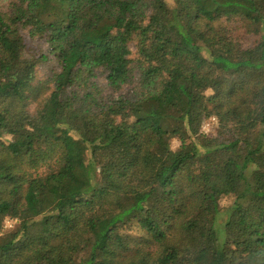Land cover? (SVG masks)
Returning <instances> with one entry per match:
<instances>
[{"label": "trees", "instance_id": "16d2710c", "mask_svg": "<svg viewBox=\"0 0 264 264\" xmlns=\"http://www.w3.org/2000/svg\"><path fill=\"white\" fill-rule=\"evenodd\" d=\"M162 1L0 0V227L20 221L0 264H264V0H174L165 20ZM20 26L51 80L33 85ZM132 40L137 89L64 94L97 68L120 89ZM210 116L230 140L201 136Z\"/></svg>", "mask_w": 264, "mask_h": 264}, {"label": "rangeland", "instance_id": "374dc122", "mask_svg": "<svg viewBox=\"0 0 264 264\" xmlns=\"http://www.w3.org/2000/svg\"><path fill=\"white\" fill-rule=\"evenodd\" d=\"M174 7V0H163L158 10L156 11V15L160 19L165 20L167 13ZM223 26L224 24L222 23V26L219 27L222 28ZM242 32L243 31H241L237 38L241 41L243 46L249 44L253 37L249 35L243 37ZM19 33L23 38L22 58H24L25 60L27 59L36 62L34 67L33 85H37L40 82H46L47 80H51L52 78H54L55 75H57L60 71V66L58 64L57 59H55L53 56H49L46 60H37L39 56L46 55L47 53V45L45 44L44 40L39 37H30L28 34V28L26 27L20 26ZM228 34L230 33L228 32ZM128 45L131 53V64L129 65V78L127 83L124 84L120 89L114 90L110 88L106 80V69L97 68L94 70V74L91 78H87L86 74L82 73L78 82L67 88L64 94L70 97L76 96L78 98H83L85 94L91 92L99 103H107L117 99L120 96H126L130 94L135 88L137 89L139 73L137 70L136 63V60L138 59L136 41L132 40ZM212 93L213 92L210 89L204 92L206 96H211ZM38 105L39 104L37 102L30 99V101L27 103L28 113L33 116L36 110L38 109ZM208 106L211 110L212 104L210 103ZM200 134L201 136L206 137L207 139H216L220 141L230 140L232 136V134L229 132L224 134L221 133L218 128L217 119L214 116H210L202 122ZM2 140L3 142H8L11 140V138L4 137ZM169 147L172 151H177L180 147V142L178 138L172 137L169 141ZM250 169L252 170L253 167H250ZM234 198L235 197L233 196H226L222 197L219 200L218 204L220 213L218 215V224L221 225L226 220L227 210L233 204ZM19 223L20 221H18L17 219H12L9 217L4 218L0 227V235L15 232L19 227ZM29 231L34 234H41L42 229L40 223H36L35 225L33 224ZM128 232L133 235H136L133 229L129 230ZM218 238L220 242H223V240L225 239L224 231L221 229L218 232Z\"/></svg>", "mask_w": 264, "mask_h": 264}]
</instances>
